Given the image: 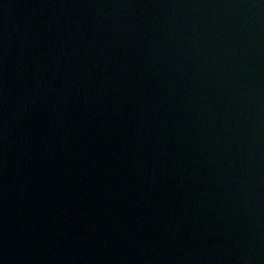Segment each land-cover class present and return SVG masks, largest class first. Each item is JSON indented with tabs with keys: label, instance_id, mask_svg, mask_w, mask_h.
Segmentation results:
<instances>
[{
	"label": "water",
	"instance_id": "1",
	"mask_svg": "<svg viewBox=\"0 0 264 264\" xmlns=\"http://www.w3.org/2000/svg\"><path fill=\"white\" fill-rule=\"evenodd\" d=\"M0 264H264V0H0Z\"/></svg>",
	"mask_w": 264,
	"mask_h": 264
}]
</instances>
